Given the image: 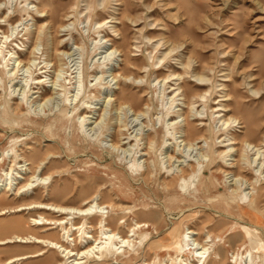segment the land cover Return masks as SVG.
I'll return each instance as SVG.
<instances>
[{"label":"rangeland","instance_id":"rangeland-1","mask_svg":"<svg viewBox=\"0 0 264 264\" xmlns=\"http://www.w3.org/2000/svg\"><path fill=\"white\" fill-rule=\"evenodd\" d=\"M87 6H90L89 9ZM43 7L48 14L38 13ZM96 23H103V27L99 28ZM64 24L68 26L61 28ZM12 27L16 28L15 42L5 44V51H17L25 63L36 50L37 57L41 58L38 62L52 61L57 67L64 64L65 73L58 84L73 77H77V81L84 80L81 97L85 95L89 102L87 105L97 109V124L101 123L100 127L97 124L87 127L88 133L94 140L100 138L101 143H94L92 147L84 143L77 131L80 124L78 111H65L60 96L53 99L45 97L51 95L57 79L51 64L48 65L50 73L46 78L47 83L44 86L33 85L41 92L37 94L38 88L31 90L27 100H24L23 86L29 73L22 71L19 79L10 84L8 72L0 64V82L1 78L5 80V84L0 83L3 85L0 96H6V88L7 95L13 92L12 106L23 100L19 115H26L27 118V121L20 119V124H4L0 116V160L4 159L0 174L10 165V158L4 157V153L14 148L26 159L32 154L39 158L51 155L50 163L42 169L40 178L54 175L46 182L48 189L41 186L31 196L11 197L3 207L36 201L80 206L100 189L104 204H122L125 208L136 206V215L122 210L115 212L117 219L125 217L127 220L126 226L120 228L123 235L132 225V220L158 222L159 225L155 227L161 233L154 235V240L168 245L170 239L166 235L182 221L180 229L183 232L188 227L200 234L210 231L215 237L225 239L220 249L223 264L229 263L234 252L240 250V253H245V249H250L243 226L251 228L264 245V194L256 207L259 218L249 211H242L234 205L229 207L222 202L221 196L228 195L231 185L228 181L232 178L227 181L222 172L226 170L225 164L219 156L225 150L220 148V141L227 136L221 119L232 117L238 121L229 130L237 139L234 147L238 152L234 156L241 159L244 167L246 160L240 157L242 140L264 145V0H0V37L3 32L12 35ZM113 47L129 51L138 68L127 65L123 53L113 50ZM55 50H59L58 58ZM170 51L160 63L159 59ZM189 61L191 68L189 74L185 75L182 63ZM203 67L207 68L204 72ZM196 73L200 75L196 76ZM170 74H183L186 76L185 82L176 81L177 77H172L166 83L162 81ZM38 76L45 75L38 72L34 77ZM200 79L204 80L205 86L197 89L202 84ZM76 86L79 84L73 86V91ZM179 86L183 95L173 103L172 90ZM96 87L101 89L102 95ZM186 91L189 97L185 96ZM205 91H209L207 99L192 98V95L204 94ZM122 93L127 95V102L132 103L135 110L146 111L148 107L149 113L137 117L127 107L120 109L118 98ZM93 95L97 98L94 99ZM47 98L49 100L44 101ZM192 101L196 102L193 110L189 108ZM221 104L229 107L227 112H217ZM172 105L175 117L184 115L200 131L198 136L204 135L202 144L189 149L180 144L183 139L178 135L176 141L169 140L170 136L173 137L174 129L168 126L171 121L166 112ZM178 120L182 122L183 118ZM122 125H128L131 133L141 138L143 135L144 138L147 135L155 137L151 160L145 162L148 157L139 159L143 152L137 155L140 172H145L148 166L154 170L149 184L126 171L125 164L134 156L133 152H128L127 146L112 148L111 140L114 138L110 136H114ZM92 127L95 128L94 132L91 131ZM106 127L110 130H106ZM145 142H141L143 149L147 147ZM109 149L111 152L106 151ZM175 149L179 151L178 154L174 152ZM205 152H209L207 161L211 160L212 163L205 164L209 166L204 175L195 179L197 182L193 184L191 194L185 195L179 187L164 190L165 183L171 184V178L164 174L166 171L178 172L180 165H187L188 161L198 163ZM169 155L175 158L170 159ZM29 164L25 169L32 167ZM233 171L241 178L247 176L252 179L254 176L248 169L247 172ZM25 183L22 181V184ZM241 183L238 182V185L241 186ZM244 185L243 189L247 187ZM245 193L248 195L249 192ZM18 215L36 217L34 211ZM11 217L13 215L0 217V223ZM117 219L111 222L115 229H118ZM33 229L41 233L39 229ZM47 234L59 235L57 230ZM39 249L36 246H27V249L2 247L0 264L26 251ZM39 260L16 264H45ZM60 261L55 259L52 264H59ZM144 261L154 262V254L148 248L132 263L126 264H143Z\"/></svg>","mask_w":264,"mask_h":264},{"label":"bare ground","instance_id":"bare-ground-1","mask_svg":"<svg viewBox=\"0 0 264 264\" xmlns=\"http://www.w3.org/2000/svg\"><path fill=\"white\" fill-rule=\"evenodd\" d=\"M89 7L90 6H87L88 9ZM25 12L30 15L27 10H25ZM38 13L42 15H44L45 13L48 14L45 8L39 10ZM102 25L103 23H96V26H100L99 28H102ZM67 26L68 25L64 24L61 26V28ZM113 29L116 28L114 27ZM12 31V35H9V32H1L3 35L0 37V58L2 59V62H0V64H2V68L5 69L6 72H8L9 83L12 84L17 81L22 71L26 72V74L28 72L29 76L26 77L25 85L23 86L24 100H27L30 91L38 88H33V85L44 86L47 83L46 78L49 77L50 73V66L48 65L51 64L52 69H55L54 73L57 79L53 83L51 95L45 97H50L49 99H53V97L60 96V98H63V105L66 109L65 111H71V109L78 111L77 116L79 117L78 119H80V124L79 128H77V131L79 132V134H81L84 143H86L90 147H92L94 143H101L100 138L94 140V138L92 139L88 133L89 130L87 127L97 124L98 119L96 118V115L98 111L97 109L88 106L89 102L86 101L85 95L81 97V86H83L84 89V80L82 82L81 80L77 81V77H73L70 78L69 81H65L64 83L61 82L60 84H58L59 79L62 77L63 73H65L64 64L61 65L59 63L60 65L57 67L56 64H52V61L48 62L47 60H45V62H43L45 63V65L42 66L43 63L38 62L41 61V58L37 57L38 54L36 53V50H33L30 57L27 59V62L25 63L19 58L17 51H5V44H8V42H10L9 44L11 45L15 42L13 37L15 35L16 28L14 27ZM6 49H8V46L6 47ZM113 50L123 53V57H125L124 61L127 65L133 66L134 69L138 68V66L135 64L134 59L129 55V51L123 50L122 47H113ZM58 52L59 50H55L56 58H58ZM171 52L172 51L166 52L165 57L160 58L159 62L161 63L162 61H164L167 55H169ZM182 65L185 75H188L189 69L191 68V61L187 62L186 64L182 63ZM155 67H157V65ZM206 69L207 68L203 67L202 71L204 72ZM38 72L40 74H44L45 76L34 77ZM198 74L199 73H196V76ZM72 75L73 74H71V76ZM172 77H177L176 81L179 80L180 82L181 80H183L185 82L184 77L186 76H184L183 74H170L162 81L165 82ZM30 81H32L33 83H30ZM200 81H202V84H200L197 89L205 86L203 83L204 80L200 79ZM0 83L5 84V80L1 78ZM77 83L79 84V86H76L73 91V86H75ZM2 86L3 85H0V92H2ZM27 87H29L28 93ZM181 89L182 87L179 86L177 89L174 88L172 90V93H174V96H172L173 103H176L177 99L179 97H182L183 94L180 93ZM4 90L6 96H0V107H3V109H0L2 122L4 124H10L19 123V121H21L20 119H22L23 121H27V118L25 117L26 115H24V117L22 115H19L22 113L23 100L22 103H18V105L12 106L11 101L14 100L12 97L14 96L12 95L13 92H8L9 95H7L6 88H4ZM40 90L41 89L38 90L37 94L41 92ZM96 90L100 95H102L101 89L99 87H96ZM184 94L186 97H189L188 91H186V93ZM207 94H209V91H205L204 94H194L192 95V98L195 99L196 97H198L202 100H205L207 99ZM257 94H259V92ZM42 96L44 95L42 94ZM113 96L114 95H112L111 98L109 96V102L112 101ZM227 97H229V95H227ZM96 98L97 96L95 95L94 99ZM49 99L47 98L44 101L47 102ZM128 99L129 98H127L126 94H121L120 98H118L120 109L127 107L131 111H133L137 117L145 116L149 113L148 107L146 111L135 110L132 103L127 102ZM92 100L93 99H91V101ZM228 100L230 99H227L226 101ZM195 103L196 102L193 101L189 103V108L191 110L194 109ZM183 105L186 106L185 103H183ZM172 107L173 105L166 112V116L170 117L169 120L171 121L168 126L174 129L173 137L170 136L172 139L170 138L169 140H175L177 137L176 135H178V138L183 139L181 142L179 141L180 144L183 143L184 146L188 147L189 149L202 144L205 141V139L203 140L204 135L198 136L200 131L196 127H193L191 123L187 121L188 118H186L184 115L179 116L178 112L177 114L179 117H175L176 115L174 114L175 112ZM228 108V106L221 104L217 112H227ZM179 118H183L182 122L184 126L182 125V122L178 120ZM221 122L223 130L227 131L225 140L220 141V148L225 149L224 151L219 153V156L223 158L225 164L224 166L226 168V170L222 172L226 175L227 181L228 179H233H231V181H228L230 182L229 184H231L228 188V195L221 196V201L228 204L229 207H233L234 205L242 211H249V213H252L259 218V215L256 213V207L258 204V200L263 197L264 194V145L253 144L247 139L242 140L240 157L243 158V161L246 160V167H244V165L241 164V159H237L234 156V154L238 152V150H235L234 147L236 145L237 139L233 136V134L230 133L229 130L232 125L238 122L237 119L230 117L228 119H221ZM97 126L100 127L101 123H98ZM244 128L245 127H242L241 129ZM94 130L95 128L92 127L91 131L94 132ZM106 130L109 131L110 129L106 127ZM110 137L114 138L111 140V142L113 143L112 148L116 149L127 146L128 152H133L134 154L131 161L124 166L126 171L131 172L132 175H137L139 178H142L145 183L149 184V182L152 181L154 170H152L148 166L145 172H140V169L137 168V155L143 152L141 153L139 159L148 157L145 162L150 161L152 153L155 150V137L153 135H147L144 138L143 135L141 138V136L138 134L134 135L133 133H131L130 129H128V125L120 126L118 132H116L114 136L111 135ZM142 141H146L145 144L147 145V147L145 149L141 148ZM106 151L111 152V149ZM174 152L176 154L179 153V151H177L176 149L174 150ZM213 154L216 153L213 152ZM3 156L10 158V165L7 170H3L2 174H0V217H7L12 215L13 217L5 219L6 221L4 222L6 223H0V248L17 247L27 249V246H36L40 248L38 251L28 253L26 251L17 257H13L5 261L3 264H16L18 262H26L36 259H40L39 261H42L45 264H52L55 259L61 260L59 264H107L110 261L112 262V264H126L132 263L134 258L141 256L143 252H146L147 248L148 251L154 254V262L149 263L147 261H144L143 264L224 263V258L220 254V249L225 243V239L221 236L215 237L210 231H206V233L200 234L199 232H196L188 227L183 232L180 229V226L183 225L182 221H180L179 225L166 235V237L170 239V241L168 240L170 242L168 245H164L162 241L154 240V235L159 236V233H161L159 232L158 228L155 227V225H159L158 222H139L138 220H132V225L128 227L126 235H123L120 228L121 226H126L127 220L125 219V217L117 219L118 214H116L115 212L122 210L127 212L128 214L136 215V212H138V210H136V206H129L125 208L122 207V204H104L102 202L103 193L100 189L86 198L80 204V206H72L63 202L53 203L36 201L30 204H22L16 207H3L7 203H9V199L11 197L22 198L23 196H31L35 193V190L40 188L41 186H45L44 188L48 189V187H46L48 185L46 184V182L51 180L54 176L48 175L46 177L40 178L42 169L50 163L49 160L51 159V155H47L44 158H39L35 154H32L29 158L26 159L23 154H19L16 149L13 148L7 153H4ZM202 156V160L198 163H195L194 161H188L187 165H180V169H178V172H173L171 170L166 171V173L164 174H168V177L171 178V184L165 183L163 185V187L165 188L164 190L170 191L171 189L179 187L181 188L182 192L185 193V195L187 193L191 194L190 191L194 187L193 184L197 182V180L195 179H197L200 175H204L206 167L212 163L211 160L207 161L209 159V152L203 153ZM169 158L174 159L175 156L169 155ZM3 161L4 159L0 160V170L1 163H3ZM207 162H209V165L205 166ZM28 163H30L29 165L32 167L25 169V167L28 166ZM159 164L160 163H158V167ZM235 169L242 170L243 172H247V169L251 170L254 176L252 177V179H248L247 176H242L241 178L240 176L234 174L233 170ZM159 171L160 175H162L161 168ZM60 174L61 173H59V175ZM26 175L28 176L27 179L25 178ZM161 177L163 178V175ZM22 181H26V183L22 184ZM240 181L242 182L241 186L238 185V182ZM243 184L247 185L245 189L242 188ZM247 191L249 192L248 195H246L245 193ZM109 208L110 211L108 210ZM30 211H34L36 217L26 218L24 216L18 215L23 212ZM116 219L118 220V229L117 227L116 229L113 228L111 223ZM33 228L39 229L41 233L34 231ZM242 228L245 231L247 239L250 243V249H245V253H240V250L238 252H234L230 256L228 264H264V245L262 241L257 235L254 234L251 228L247 226H243ZM51 230H57L59 235H48L47 233Z\"/></svg>","mask_w":264,"mask_h":264}]
</instances>
